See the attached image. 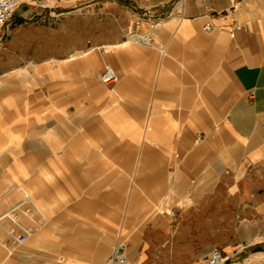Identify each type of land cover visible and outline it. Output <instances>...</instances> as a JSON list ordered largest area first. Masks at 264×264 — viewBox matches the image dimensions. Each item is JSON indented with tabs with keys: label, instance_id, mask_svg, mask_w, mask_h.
<instances>
[{
	"label": "crops",
	"instance_id": "obj_1",
	"mask_svg": "<svg viewBox=\"0 0 264 264\" xmlns=\"http://www.w3.org/2000/svg\"><path fill=\"white\" fill-rule=\"evenodd\" d=\"M119 244L264 264V0H22L0 25V264Z\"/></svg>",
	"mask_w": 264,
	"mask_h": 264
},
{
	"label": "built area",
	"instance_id": "obj_2",
	"mask_svg": "<svg viewBox=\"0 0 264 264\" xmlns=\"http://www.w3.org/2000/svg\"><path fill=\"white\" fill-rule=\"evenodd\" d=\"M22 0H0V25L4 24L11 13L19 6ZM206 28H210V25H206ZM142 39L150 41V36H142ZM100 78L104 83H113L117 80L116 72L109 66L101 72ZM246 246H242L244 249ZM238 253V251L236 252ZM233 256H229L223 250L219 248L213 249L202 263L199 264H253L248 258L233 259ZM109 264H126L125 246L119 244L116 246L114 253L112 254Z\"/></svg>",
	"mask_w": 264,
	"mask_h": 264
},
{
	"label": "rangeland",
	"instance_id": "obj_3",
	"mask_svg": "<svg viewBox=\"0 0 264 264\" xmlns=\"http://www.w3.org/2000/svg\"><path fill=\"white\" fill-rule=\"evenodd\" d=\"M100 74H101V73H100ZM237 258H248V257H247V256H245V257H244V256H242V257H236V256H234V257H233V259H237ZM248 259H249V258H248ZM249 260H250L252 263H254L253 260H251V259H249Z\"/></svg>",
	"mask_w": 264,
	"mask_h": 264
}]
</instances>
